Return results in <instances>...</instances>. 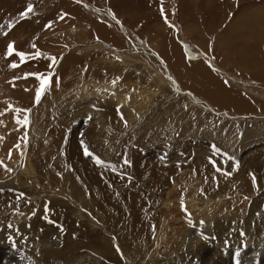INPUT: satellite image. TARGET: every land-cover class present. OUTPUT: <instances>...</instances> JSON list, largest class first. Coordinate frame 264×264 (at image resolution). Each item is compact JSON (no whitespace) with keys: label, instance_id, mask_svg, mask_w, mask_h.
Instances as JSON below:
<instances>
[{"label":"rangeland","instance_id":"obj_1","mask_svg":"<svg viewBox=\"0 0 264 264\" xmlns=\"http://www.w3.org/2000/svg\"><path fill=\"white\" fill-rule=\"evenodd\" d=\"M28 3L33 13L22 18ZM13 42L15 51L42 55L23 63L15 52L8 57ZM50 56L57 58L51 68ZM13 62L19 67L10 68ZM198 68L216 78L209 97L201 95L203 73L193 74ZM49 72L37 104L40 80L25 74ZM95 78L118 87L83 92ZM221 91L226 94L218 98ZM141 94L147 104H139ZM0 113V161L12 169L0 166V264H72L64 263V254L52 255L62 246L74 258L87 253L92 264H138L133 243L145 257L158 233L165 241L143 264H264V0H0ZM17 115L30 123L17 124ZM109 117L115 118L112 126L106 125ZM101 120L114 131L99 132ZM154 123L167 127L154 133ZM149 131L160 142L146 137ZM176 131L186 138L177 140ZM125 136L129 145H121ZM81 141L92 155L84 154ZM200 145L201 156L190 159L192 171L183 178L199 181L201 192H189L200 208L217 203L212 218L203 210L189 214L182 208L189 203L180 200L165 207L171 197L189 199L187 185L170 196L165 185L163 197L152 198L156 190L148 193L146 180H138L168 167L172 182L178 162L165 166L160 159L179 148L194 153ZM199 157L211 171L197 172ZM138 187L139 194L131 192ZM143 191L147 202L132 212L129 197L142 202ZM104 195L121 209L101 212L96 206ZM147 211L152 215L141 222L152 231L141 243L130 225ZM121 212L122 222L111 220ZM176 215L182 218L179 238L171 230Z\"/></svg>","mask_w":264,"mask_h":264},{"label":"bare ground","instance_id":"obj_2","mask_svg":"<svg viewBox=\"0 0 264 264\" xmlns=\"http://www.w3.org/2000/svg\"><path fill=\"white\" fill-rule=\"evenodd\" d=\"M80 16V15H79ZM80 20V19H79ZM35 22V21H34ZM37 25V24H36ZM188 33H192V32H189L188 31ZM22 35V34H21ZM24 39V38H23ZM112 40H114V43H115V37H114V39H112ZM19 41V40H18ZM27 42L25 41L23 44H20V45H18V46H23L24 44H26ZM15 44V43H14ZM169 44V43H168ZM168 44L166 43L165 44V46L167 47L168 46ZM17 45V44H16ZM15 45V46H16ZM171 46H179V45H177V43H175V41H173V43L171 42ZM23 48H24V46H23ZM246 48V47H245ZM256 48V47H255ZM68 60H69V58H68ZM167 60H168V58H167ZM111 61H113V60H111ZM109 63V62H108ZM107 63V64H108ZM172 63H173V65H174V67L177 69V72L179 73V75L183 78V79H185L186 77H187V75H185V74H183L182 73V70H181V68L179 67V59L176 57V56H173L172 57ZM3 64V63H2ZM107 64H104V65H107ZM89 65V64H88ZM119 65V63H117L115 66H118ZM99 67H101L102 66V64H99L98 65ZM89 67V66H88ZM96 66L94 65V67L92 68V69H90V70H88V72L87 73H90L91 71H93L94 70V68H95ZM69 68V67H68ZM87 68V67H86ZM178 70H180V71H178ZM105 73H107V68H105L104 70H103ZM198 71H201L202 73H203V75H200V78H201V80L205 83V86L204 85H200V88L201 89H203L202 90V92H201V95H203L204 97H209L210 95H212V93H213V89H214V85L215 84H212V83H210V82H213V81H215L216 80V78L214 77V75H212V73H205V70L204 69H202V68H198L197 70H195V72L193 73V74H198ZM93 75V74H92ZM96 75V74H95ZM72 76V75H71ZM97 76V75H96ZM97 80L99 81V85H97ZM89 82H91L92 84H89L88 86H87V88H83V92H88L89 90L90 91H93V89H95V90H97L96 88H98L100 91H103V90H106V91H114V89L115 88H117L118 86H113L112 84H108L107 85V83H105L104 84V86L101 84V83H103L102 81H100L98 78H95V81H91V79H89L88 80ZM123 83H124V85H126V83H127V81H124L123 80ZM214 83V82H213ZM76 85V84H75ZM121 85V84H120ZM62 87V86H61ZM188 87V86H187ZM94 90V91H95ZM209 91H211L212 93H209ZM83 92H82V94H83ZM115 92V91H114ZM51 93V92H50ZM49 93V94H50ZM81 94V95H82ZM223 94H226L224 91H221L220 92V94H219V96H218V98L219 97H221V96H223ZM56 95V94H55ZM96 95V94H95ZM229 95H231V94H229ZM74 96V95H73ZM251 98V97H250ZM75 99H77V97L75 98ZM88 99V98H87ZM78 100V99H77ZM133 100H135V99H133ZM251 100V99H250ZM135 101H137V100H135ZM143 102H145V96H143V94H141V100L139 101V104H143ZM147 102H149V100H147ZM147 102H145V104H147ZM225 104V103H224ZM41 106V105H40ZM142 106V105H141ZM249 107V106H248ZM39 108V107H38ZM127 108V107H126ZM41 109V108H40ZM128 110H129V108H127ZM42 110V109H41ZM143 110H139L138 111V113H137V115L139 114V116L141 115L140 114V112H142ZM42 112V111H41ZM39 113H40V110H39ZM144 113H145V111H144ZM143 113V114H144ZM43 114V113H42ZM150 115H151V113H149ZM69 116V115H68ZM139 116H138V118H139ZM39 117H41V116H39ZM70 117V116H69ZM113 119H115L114 117H111V119H110V117L109 118H106V120L107 121H105L106 122V125H111L112 126V122H114L113 121ZM66 120V119H65ZM72 120L74 121V119L72 118ZM152 123V121H148L146 124L147 125H150ZM155 125H154V127L152 128V129H154L153 131H154V133H156L158 130V128H159V126L160 125H164V128L165 127H167V125L165 124V123H162V124H156V123H154ZM140 125V124H139ZM146 125V126H147ZM145 126V125H144ZM97 127H100L99 128V132H100V129H102V131L104 130H107V132H111V131H114V129L113 130H111V128H103V120H101L100 121V123L98 124V126ZM137 127V126H136ZM140 127H143V125H140ZM139 127H137L136 129H138ZM140 129H142V128H140ZM183 131L184 132H187V127H184L183 128ZM40 132V131H39ZM124 133H127V132H125V131H123ZM122 133V132H121ZM120 133V135H121V138H123V135H124V133L123 134H121ZM104 134V133H103ZM128 134H129V131H128ZM128 134H127V136H128ZM177 134V135H176ZM176 134L174 135L175 137L176 136H178V137H180V138H186V137H183V136H181V135H179V133H177V131H176ZM127 136H125L126 137V139L127 140H125V142L123 143H121V145L123 144V145H129V142H131L130 140L131 139H129V138H127ZM146 137H150L151 139H153L154 141H157V142H160L159 141V139H157L154 135H153V133L151 132V131H149V132H147L146 133V135H145ZM172 136H173V134H172ZM213 138V137H212ZM119 139V138H118ZM117 139V140H118ZM176 139H177V137H176ZM179 139V138H178ZM177 139V140H178ZM207 139V138H206ZM208 139H209V137H208ZM189 140V139H188ZM181 141V140H180ZM185 141H187V139L185 140ZM176 142H179V141H176ZM113 146L115 145V144H113V142H110ZM117 145V144H116ZM119 145V144H118ZM122 147V146H121ZM140 147H143V144H141L140 143ZM203 146H201L200 145V147H199V149L196 151V152H191L189 149V151H187V150H185L184 148H182V150H184V151H181V148H179V150L177 149L176 151H175V153L174 154H169V153H167L166 151H163L162 152V154L161 155H165L166 153H167V155H166V160L164 159H160V161L165 165V166H169V165H175V163L176 162H178L179 164L181 163L182 164V166L181 167H178V166H176V165H178V163L175 165V166H172L173 167V169L175 170V172L176 173H178V177L175 179V180H172V182L169 180V177H171V175H170V169L167 167V168H162L158 173H153L152 175H151V177H141V176H139V181H145L146 180V182H147V186H149V188L147 189V192L149 193V190H156V192L155 191H153V196H152V198H156V197H163V186H165V185H170V187L168 188V196H170L172 193H173V191L178 187V186H182V185H187L190 189L188 190V193H189V196H187V197H190L189 199H182V197H179V198H177V197H171L170 199H171V201H170V204L168 203V204H165V207H167L168 205L170 206V207H175L174 206V201H176V200H180V202L181 203H179V204H182L183 202L185 203H189V206H186V207H182V208H184L185 210H187L188 212H189V214H192V215H200V213H199V211H202L203 210V212H205L206 214H208V215H206L207 217H210V218H212V217H214L216 214H217V210H218V208H217V203H214V205H211V202L209 203L208 202V204L206 205V207L205 208H200L201 206H198L197 205V202H198V200L199 199H196V197L195 196H193L192 194H191V192H189L190 190H194L195 191V189H197L195 186L196 185H198V182H195V180L194 181H192L193 183H191V182H188V181H186L185 180V178H183V177H185V176H188V175H190V172H189V168H191L190 167V165H191V163H192V160H190L191 158L194 160V155L197 153V157L198 156H201V154H199L198 155V153L200 152V150L202 151V149H204V148H202ZM115 148V147H114ZM117 150H119L120 149V147H119V149L118 148H116ZM187 149V148H186ZM128 152V151H127ZM193 154V155H192ZM130 156H131V154H129ZM128 155V156H129ZM147 155H149V156H151V154H149V153H147ZM28 157V156H27ZM30 157V156H29ZM168 159H170L171 161H169ZM203 158L202 157H199L198 159H197V161L196 162H194V164L195 165H197V164H199V166L200 167H197V166H194V168H196V170H197V172H201L202 173V169H204V171H211L212 170V168H211V166L209 165V163L208 164H206L203 160H202ZM206 159V158H205ZM131 160V159H130ZM27 161H29V160H27ZM31 162V161H30ZM210 162V161H209ZM27 165L26 166H28V164H29V162L28 163H26ZM32 168V167H31ZM28 169H29V166H28ZM180 170V171H179ZM194 170V169H193ZM179 171V172H178ZM190 171H192V170H190ZM30 172V171H29ZM213 173V172H212ZM25 174V173H24ZM27 174V173H26ZM28 175V174H27ZM197 174H195V176H196ZM26 176V175H25ZM197 177V176H196ZM214 177V176H213ZM200 179H201V177H200ZM137 181V180H136ZM145 182V183H146ZM76 184H77V182H75ZM176 183V184H175ZM107 184H109V182H107ZM78 185V184H77ZM144 185V184H143ZM142 185V186H143ZM81 188V187H80ZM107 188H109V186L107 187L106 186V184H104V189L106 190ZM140 187H138L137 189H134V190H132L131 192H137L138 193V189H139ZM121 189V188H120ZM206 189V188H205ZM140 190V189H139ZM198 190L199 189H197V193H198ZM203 191H204V188H203ZM206 191V190H205ZM147 192L146 191H143L142 193H140V195H142V202H140L139 200H137V198H136V201H134L132 198H130L129 197V199H128V201L127 202H130V200H132V202H130V205H131V207L133 208V211L132 212H134V211H137V210H140L141 209V207L147 202L146 201V199H147ZM200 192H201V189H200ZM199 192V193H200ZM79 193H80V191H79ZM197 193H195V194H197ZM198 193V194H199ZM130 194V193H129ZM139 194V193H138ZM194 194V195H195ZM209 194V193H208ZM183 196V195H182ZM199 196V195H198ZM104 197H105V199L103 198V202H98V204H97V206L96 207H98L99 208V210L101 211V212H105L107 215H108V211L110 210V209H114L115 210V208L117 207V208H120L121 206L120 205H118L117 204V202H114L113 201V197H110L109 198V196H105L104 195ZM135 196H133V198H134ZM126 202V203H127ZM103 204V205H102ZM179 204H177L176 206H182V205H179ZM218 204H220V203H218ZM96 205V204H95ZM213 207V209L212 210H209V207ZM214 206H216V208L214 207ZM121 209V208H120ZM129 209V208H128ZM114 212V211H113ZM152 212H153V210H152ZM152 212L151 211H147L145 214H144V216L143 217H141V218H136L135 220H133V223H132V225H130L131 226V229H132V231L133 232H135V241H138V242H143L146 238H149V235L151 234V231H152V229H151V227L148 225V224H146V225H143L142 224V219H144V217H148V216H151L152 215ZM113 214V213H112ZM121 214V216L120 217H118V216H113L112 215V219L111 220H115V221H117V220H119L120 222H122L123 221V218H122V212L120 213ZM128 215V217H129V219L130 220H132L131 219V217H130V215L129 214H127ZM126 215V216H127ZM109 216V215H108ZM124 216H125V214H124ZM203 219V218H202ZM125 220V219H124ZM210 220H212V219H210ZM210 220L208 219V221L210 222ZM114 221V222H115ZM167 220L165 219V220H163V222H162V224L164 225V222H166ZM108 223L109 222H106V224L108 225ZM175 223H176V226L177 227H172V232L174 233V236H177V238H179L178 237V233H179V230L181 229V227H179V226H182V218L179 216V215H176V217H175ZM101 224V223H100ZM209 226V225H208ZM37 228H39V227H37ZM138 229V230H137ZM135 230H137V231H135ZM119 231H120V229H119ZM115 234V233H114ZM83 238V237H82ZM154 238V242L152 243L151 242V246H149V249H150V252L148 253V254H146L145 255V257H141V254H140V256H138L137 255V251L139 250V249H142V246H139L137 243H133V247H131L130 248V251H132V250H134L135 249V254H133V256L132 257H134L135 258V260H136V262H137V260L139 259V261L137 262L138 264H143V263H146V262H149V261H151V260H149V259H147V260H145V258L146 257H148V256H152V254H153V252L155 253L156 252V247H158L159 246V244L161 243V241H163L164 240V234L163 233H158L156 236H154L153 237ZM85 239H88L86 236L83 238V240H85ZM103 239H106V241L107 242H110V239L108 238V236H107V234L106 233H103ZM83 240H81V241H83ZM105 241V242H106ZM165 241V240H164ZM88 244L89 243H86V244H84V246H86V247H88ZM172 244V243H171ZM170 244V241H169V238H168V241H167V246L168 245H171ZM162 245V244H161ZM172 246V245H171ZM89 247H91V243L89 244ZM98 247V246H97ZM100 247H102V246H100ZM58 249H60L61 251H60V253H59V255H55L53 252H52V255H54V257H56L57 259H60V256L62 255L63 256V254H64V257H65V259H66V261L64 262V263H72V264H80V263H85V262H87L88 264H92L94 261L91 259V257L89 258L88 257V254L87 253H84L83 255H81V256H77V257H75L74 258V256L73 257H71V256H67V254L64 252V247L62 246V248H58ZM100 249H102V248H100ZM123 249V248H122ZM68 250V249H67ZM67 250H66V252H67ZM103 251V250H102ZM122 251H124V250H122ZM72 252V251H71ZM148 252V251H147ZM73 253V252H72ZM145 253V252H144ZM73 254H75V252L73 253ZM89 258L88 260H86L85 258ZM103 257V256H102ZM64 259V260H65ZM103 259V258H102ZM247 261V260H246ZM86 263V264H87ZM94 264H100L99 262L97 263H94ZM102 264V263H101ZM115 264H118V263H115Z\"/></svg>","mask_w":264,"mask_h":264},{"label":"snow or ice","instance_id":"obj_3","mask_svg":"<svg viewBox=\"0 0 264 264\" xmlns=\"http://www.w3.org/2000/svg\"><path fill=\"white\" fill-rule=\"evenodd\" d=\"M79 2V0H78ZM33 10H34V6L32 3H28L27 4V7H26V10L24 12L21 13V17L22 18H26L29 16V14L33 13ZM67 14L64 13V14H61L60 16V19H64V17L66 16ZM12 25H9V27H11ZM47 28H51L52 27V24L49 23L46 25ZM5 35H7V33L5 32L4 33ZM32 47L33 48H36V45L35 44H32ZM13 52H15V54L20 58V61L23 63V62H26L28 58L30 57H35V58H39L42 53L40 51H36L35 53H32V54H29V53H25L24 51H15V48H14V42L13 43H10L8 46H7V51H6V56L10 57ZM48 59L50 61H52V64L50 65V68L51 67H54L55 66V61H56V57H53V56H50L48 57ZM10 68H17L19 67V65L15 62H13L12 64L9 65ZM29 75H35L39 80H40V87L39 89L37 90V93H36V96H35V102L38 104L41 100V95L43 94V92L46 90V87L49 85L50 83V79H51V75L52 73L49 72L47 74H42V73H26L25 74V77L24 78H27V76ZM20 77H17L16 79H19ZM115 83V82H113ZM17 113H19V111L21 110H16ZM24 112H27V113H30L31 112V109H25L23 110ZM2 114V113H0ZM89 119H91V117H89ZM16 122L17 124H23L24 126H27L29 123H30V120L28 118L27 115L24 116L23 120H21L19 118V115H17V119H16ZM0 123H2V121H0ZM0 139H2V137H0ZM22 139L26 140L27 139V134L25 133L24 137H22ZM82 145H83V150H84V154L85 155H92V153L89 152L88 150V146L86 144H83V141H81ZM16 148H19L20 145L17 144L15 145ZM218 151V149H216ZM9 158H11V150L9 151ZM213 164H215V161H211ZM97 163H102L101 160H99V158H97ZM125 163H127V161H125ZM0 166H3L5 167L6 171H12V169L10 168H7L6 165H3V162L0 161ZM219 170V169H217ZM253 180L255 181V176H253ZM21 195H23V193H21Z\"/></svg>","mask_w":264,"mask_h":264},{"label":"crops","instance_id":"obj_4","mask_svg":"<svg viewBox=\"0 0 264 264\" xmlns=\"http://www.w3.org/2000/svg\"><path fill=\"white\" fill-rule=\"evenodd\" d=\"M10 90V89H9Z\"/></svg>","mask_w":264,"mask_h":264}]
</instances>
